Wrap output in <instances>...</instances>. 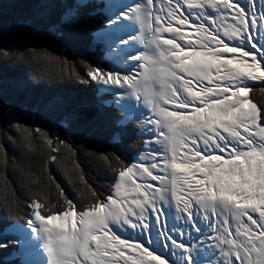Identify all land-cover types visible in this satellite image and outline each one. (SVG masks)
Wrapping results in <instances>:
<instances>
[{"label": "snow or ice", "instance_id": "obj_1", "mask_svg": "<svg viewBox=\"0 0 264 264\" xmlns=\"http://www.w3.org/2000/svg\"><path fill=\"white\" fill-rule=\"evenodd\" d=\"M183 2L188 4L189 15L200 21L194 26L195 39L184 31L189 27L188 16L177 15L181 0L175 4L168 0L166 15H161L165 8L154 7V0H137L125 7H121V0H104L105 20L99 28L91 29L89 36L101 43L110 41L113 66L105 72L81 59L90 79L75 72L72 75L81 84L117 86L124 90L122 96L138 102L143 94V104L155 118L145 114L137 123L142 125L143 135L154 139L149 151L140 152V156L148 155L158 163L128 166L117 154L103 155V160L115 159L122 166L114 192L110 190L105 196L92 191L97 202L82 205L77 212L57 184L67 210L62 206L59 214L42 215L41 205L32 203L25 220L46 237L49 264H174L177 251L184 264H194L197 246L215 249L209 264H264V104L258 107L248 96L252 91L249 81L264 83V42L260 38L264 11L258 15L253 0H247L246 5L242 0ZM260 2L264 4V0ZM79 7H89L87 0ZM208 9L215 10V19L206 15ZM131 18L141 30L151 33L154 48L151 54H125V59L119 47L134 49L139 37H114L113 30ZM229 18L232 23H224ZM63 19L71 25L79 22L73 9ZM206 19L212 21L211 27L205 26ZM217 20L221 21L219 26ZM174 21L180 27L174 26ZM4 56L14 59L15 54L4 52ZM59 60L69 63L62 57ZM138 60L147 66L141 65L144 71L135 79ZM148 80L158 82L159 90L148 87ZM260 91L264 93V89ZM162 101L178 103L179 110L161 107ZM13 131L25 138L32 132L18 120L5 122L0 157H6L7 144L17 143L9 135ZM36 132L40 137L48 136L39 128ZM57 143L72 151L63 140ZM157 169L163 174L154 175ZM149 178L152 183L137 182ZM169 206L176 221L172 228L165 227L164 220L166 217L168 223ZM152 220L159 225L155 237L150 230ZM200 222L207 230L194 241L193 233L202 231ZM116 225L127 226L139 235L122 238ZM16 243L0 242V248Z\"/></svg>", "mask_w": 264, "mask_h": 264}, {"label": "trees", "instance_id": "obj_2", "mask_svg": "<svg viewBox=\"0 0 264 264\" xmlns=\"http://www.w3.org/2000/svg\"><path fill=\"white\" fill-rule=\"evenodd\" d=\"M87 3L89 7L81 8L76 7V0H5L1 6V28L24 30L34 36L58 26L62 28L58 40L49 37L53 43L47 48L49 58L26 57L24 62L11 65L7 73L9 82L3 87L6 93L2 102L14 112L34 115L41 131L49 132L46 138L35 131L30 138H16L23 159L14 150L10 155L15 163L0 160V233L12 225H27L25 219L35 201L41 205L42 215L59 214L62 206L67 210L57 184L74 202L77 212L82 205L96 203L92 191L103 192L105 196L114 191L122 167L115 159L105 161L102 156L117 154L124 164L131 166L145 147L139 120L124 121L125 114L116 102V95L99 94L97 83L81 84L72 75L75 72L90 79L80 60L93 67L94 59L102 58L99 49L89 53L93 41L89 31L103 24L104 15L97 13L103 3L95 0ZM73 8L79 22L71 25L70 20L63 18ZM90 11L94 13L89 15ZM61 57L69 63L61 64ZM248 86L252 89L249 98L258 107L264 104V93L260 91L264 83L253 81ZM54 132L58 133L55 138ZM58 140L70 144L72 151L58 145ZM16 250V244L0 248V262Z\"/></svg>", "mask_w": 264, "mask_h": 264}, {"label": "rangeland", "instance_id": "obj_3", "mask_svg": "<svg viewBox=\"0 0 264 264\" xmlns=\"http://www.w3.org/2000/svg\"><path fill=\"white\" fill-rule=\"evenodd\" d=\"M89 1H94V0H87V2H89ZM95 1L103 3L101 10L97 11V13L103 14L104 15L103 19L105 20L106 13L104 11V0H95ZM4 2H5V0H0V10H1V6ZM81 2H82V0H76V7H78L81 4ZM176 2H177V0H172L173 4H175ZM232 2L235 3L236 0H232ZM242 2L245 3V5L247 4V0H242ZM135 3H137V0H121V7L133 5ZM167 3H168V0H154V7L165 8V12L161 13V15H166ZM181 3H182V7L177 12V15L180 18H183L184 16H188L189 27L185 28L184 31L189 33V35L192 39H195V36L193 34L195 33L196 28L194 26L197 25L200 21L196 19L195 15H189L187 3H184L183 0H181ZM253 4L255 5V11L257 12L258 15L261 11H264V4H261L260 0H253ZM73 11H75V8H73ZM67 13H68V11L66 12V14ZM207 14H212L213 18L215 19V10L208 9L206 12V15ZM224 23H232L231 18H229V20L224 22ZM122 24H124V22L121 23L120 26ZM220 24H221V21L217 20V26H219ZM154 26H155V23H153V27ZM174 26L180 27V25L178 24V21H174ZM205 26L211 27L212 21L206 19L205 20ZM61 28H62L61 26H58L56 28H52L49 32L38 33V34L36 33L37 36L36 35L34 36L33 34L28 33L24 30L16 31L14 28L12 29V28H1L0 27V50H2V51H0V142H4L3 128L5 127V122H7V121L18 120L21 123H23L25 125V127L30 128L32 130V132L33 131L36 132V129H37L36 127L38 126V123L35 120L34 115H32V116L28 115V113H26V112L22 113L23 111H15L14 112L12 109H8L9 107H6L5 103L2 102L1 98L6 93V91L3 89V87L5 88V86L9 82V80L7 78V76H8L7 73H9L8 71L14 65V63L22 62V61L24 62L26 60V57H28L27 59H29L31 57L32 58L33 57L34 58L35 57L36 58L37 57L38 58L39 57L49 58L48 54H50V53H49V49H47V48H50L49 46H52L51 44H53L50 41L49 37L54 38L55 40H58V38L61 37ZM137 28L138 27L135 26L134 22H127L125 28L121 29L122 31L119 30V33H121L120 34L121 38H123L127 34H131L134 36V34H136L135 29H137ZM164 35L167 38H172L171 34L164 33ZM150 36H151V33L146 31L143 42L147 43V41L149 40L148 37H150ZM260 38H261L262 42H264V31H262L260 33ZM177 42H178V40H177ZM91 44L92 45L89 47V53L96 52L97 49H99V51L102 52L101 53L102 58H100V60L94 59L95 64L93 67H96L99 65L105 72L110 71L111 70L110 67L113 66L112 62L114 60V57H113V53L108 50V41L106 40L103 43H101L100 41H92ZM145 44L137 43V45H139L138 46L139 48L137 49V51H127L126 54H135L138 51L140 54L146 52ZM181 45H183V44H181ZM124 47L125 46H123V45L119 47V54L122 51L126 52V50H123ZM4 52L14 53L15 54L14 59H8L7 57H5ZM61 53H65V51L61 50ZM75 53L76 52H73L74 55H76ZM81 54H84V53L83 52L80 53L79 56ZM100 63H102V64L100 65ZM261 69L264 70V61H261ZM250 82H253V81H249L248 83H250ZM97 85H98V89H99V94L113 93L114 95H116V102H117L118 106L124 111V114H125L124 121H128L131 118H137L138 120H141L145 114L152 117L153 119L155 118L154 116H152L151 111H149V109L147 110V107L146 108L140 107L138 105V103L133 104V102H131V103L127 102V100L124 98V96L121 95V93L124 91L123 89H117V88H113V87L106 89V88H102V86H105V84H98L97 83ZM168 107H170V106H168ZM172 110H174V109H172ZM177 110H179V109H177ZM141 127H142V125H141ZM55 128H57V127H55ZM39 129L41 130V127H39ZM32 132H31V136H33ZM46 132L48 133L49 131H46ZM143 134H144V129L141 128L140 135L143 136V138L145 139V142H147V145H148V147H144L142 152L147 153L151 147V143H152L154 138L147 136V135H143ZM9 135H11L14 140L16 138L17 139L18 138H21V139L25 138L22 134H18L15 131L10 132ZM57 135H58L57 132L53 133L54 138L57 137ZM18 142H19V140L17 141V143ZM16 144H7L6 145L7 146L6 157H0L1 161H4L6 163L8 161H11V162L15 163V159L11 158L12 156L10 155V153L11 152L13 153L14 150H16L18 157L20 156L23 159V153H22L23 150H20L19 147L16 146ZM12 148H13V150H12ZM137 158L134 162L136 164L158 163V161H156V160H150L148 155L140 156V153L138 154ZM22 159H20V160H22ZM153 174L154 175H162L163 173H161L157 169V170H154ZM137 182L138 183H145V182L152 183L153 181L151 180V178H149L148 181L138 180ZM33 203H38V202L35 201ZM148 219L149 220L151 219V213L148 214ZM164 220H165V227H168V226H169V228L175 227L176 221L174 220V211H173L171 206H169V208H168V223H167L166 217L164 218ZM145 222L147 223V220ZM119 226L120 227H116V231H117L118 235L122 236V238H134V237L139 235L138 231H136V230H133L127 226H121V225H119ZM158 226L159 225H157L155 220L151 221L150 230H151V233L154 237L157 235ZM200 226H201L202 231L200 233H193V240L194 241H197L199 236L204 235V232L207 230V225L204 224L203 222H200ZM13 228L14 229L15 228L21 229L22 231L21 230L20 231L23 232L25 234V237H27V238H28V236H29V238H32L34 236V234L39 235V232L34 231L33 228L30 227L28 224L24 225V226L12 225L9 228H7V230L13 229ZM7 230L0 233V236H2L3 234H6L8 232ZM180 231L183 232L184 229H180ZM210 235H214V234L210 233ZM9 240H15L16 241V238H14L13 236L12 237H6L5 240L0 239V242L9 241ZM38 242H40V241H38ZM27 244L29 246H31L29 241H27ZM16 246H17V250L15 252H13L11 255L7 256L2 262H0V264H26V263H24V261H26L27 264H29L28 262H32L35 259L33 256L21 253V247H20L19 242L16 243ZM45 247H46L45 243L43 241H41L39 246L36 247V251L41 253V251H44ZM157 247H158V245H157ZM38 248H39V250H38ZM44 255H42V253H41L42 257H45ZM214 255H215V249H213L211 247H207V246H203V247L197 246L193 252L194 264H209V262L214 258ZM39 260L40 259H36V262H38ZM173 260H174V264H184V258L179 251H177L176 255L173 257ZM169 264H170V262H169Z\"/></svg>", "mask_w": 264, "mask_h": 264}, {"label": "bare ground", "instance_id": "obj_4", "mask_svg": "<svg viewBox=\"0 0 264 264\" xmlns=\"http://www.w3.org/2000/svg\"><path fill=\"white\" fill-rule=\"evenodd\" d=\"M123 22H124V24H122L121 26L119 25L117 29L113 30L114 37L121 38V35H120L121 33H119V30L124 29L127 22H134L135 26L138 27L137 29H135L136 34H134V37H139V39L136 40V46H135L134 49H130L129 47H126L125 46L123 50H126V52L122 51L120 53L122 55V57L124 56L125 59H126V55L125 54L127 53V51H137V49L139 48L138 47L139 45H137V43H141V44H145L146 43V42H143L144 41L145 34H146V30H141L140 29L139 25L136 23L135 18H131V19L125 20ZM148 39L149 40L145 44V50H146V52H144V53L151 54L154 45H152L150 43L151 36L148 37ZM109 42L110 41H108V43ZM178 43L183 44V41L180 40V39H178ZM139 54L140 53L138 51L135 54H131V55H133V56H139ZM136 63H137L138 66H137L136 69L133 70L134 73H135V77L134 78L135 79H139L140 78V74L144 71V67H146L147 65L145 64V61H143V60H138V61H136ZM141 65H143L144 67H141ZM120 66L123 67L124 65H120ZM120 74L121 75H130L131 73H129V72H121ZM185 78L187 79L188 77H185ZM146 84H147L148 87L152 88L153 90H159L160 85H159L158 82H156L154 80H148V81H146ZM110 87L117 88V89H121V88H119L117 86H113V85H110V84L109 85L102 86V88H106V89H109ZM140 95H141V102H138L134 97H131V96H126L125 95L124 98L129 103H131V102H133V104L138 103V105L140 107H145L146 108V105L143 104V94L141 93ZM160 106L161 107L168 108L169 111H176L177 109H179L178 103L176 105H173V104H171L169 102H166V101H162ZM168 106H170L174 110H172ZM147 110H148V108H147ZM149 111H151V110L149 109ZM116 227H120V226L119 225H116ZM20 230L21 229H16V228L15 229L14 228L13 229H8L7 230L8 232L6 234H3L2 236H0V239L1 240H5L6 237H12V236L14 238H16V241H18L20 243L21 253L27 254V255H30V256H33L35 258L32 262H28L29 264H49V257H48L47 248L45 247L44 251H41L42 255L45 254L44 255L45 257H42L41 256V253L38 252V251H36V247L39 246V244H40L41 241H43L45 243V246H46V237L44 236V234L42 232H39V235H35L34 234V236L32 238H29V236L27 238V237H25V234L23 232H21L22 230L21 231ZM27 241L30 242L31 246H29L27 244ZM38 241H40V242H38ZM38 250H39V248H38ZM36 259H40V260L38 262H36ZM24 263L27 264L26 261H24Z\"/></svg>", "mask_w": 264, "mask_h": 264}]
</instances>
